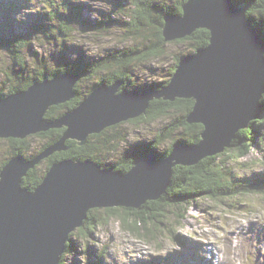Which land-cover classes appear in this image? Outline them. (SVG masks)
I'll use <instances>...</instances> for the list:
<instances>
[{
    "label": "water",
    "instance_id": "water-1",
    "mask_svg": "<svg viewBox=\"0 0 264 264\" xmlns=\"http://www.w3.org/2000/svg\"><path fill=\"white\" fill-rule=\"evenodd\" d=\"M250 2L187 0L184 12L165 17L166 40L210 31L207 47L182 58L162 91L129 92L121 81L100 84L86 100L61 118H46L51 106L75 96L80 76L73 73L35 82L27 90L0 96V137L25 138L54 127L63 137L37 157L14 156L0 172V264H60L72 232L88 219L92 207L138 208L166 190L174 164L192 166L224 151L262 117L264 37L247 18ZM193 99L190 123H201V141L178 146L164 161L148 153L128 173L104 169L92 160L64 159L51 166L33 191L23 177L44 157L67 149L66 140L81 145L90 134L143 114L151 100Z\"/></svg>",
    "mask_w": 264,
    "mask_h": 264
},
{
    "label": "trees",
    "instance_id": "trees-1",
    "mask_svg": "<svg viewBox=\"0 0 264 264\" xmlns=\"http://www.w3.org/2000/svg\"><path fill=\"white\" fill-rule=\"evenodd\" d=\"M46 1V0H45ZM73 1L74 15L73 17L65 16L59 5L52 1L50 4L53 6V10L47 14L53 21L52 24L47 25L46 22H38L35 26L36 34H45L44 36L53 43V39L50 37L53 33L61 32L64 36L70 35L72 32V22L77 18L84 19L82 11L84 9V0H71ZM187 0H177L173 5L170 2H159L158 0H122L118 1L116 5L123 8L124 3H129L132 6L131 11L128 14V20L123 22L124 30L126 28L130 31L127 37H131L132 44L123 48L111 49L102 54L94 55L95 58L81 57L78 59H68L65 53L60 52L58 58L63 64L55 67H43L37 68L30 76L24 77L17 82H14L8 89L7 94L4 96V91H0L1 97H7L15 92L27 90L33 83L42 82L45 79H53L57 75L75 74L80 76L74 91L77 93L71 100L53 105L47 111L46 118L55 120L65 116L67 113L73 111L78 107L83 100H86L84 95L83 81H88L90 94L100 85L108 84L113 85L117 81H121L122 88L128 89L129 92L144 93L148 89L162 91L167 87L177 70V66L181 63L183 57L196 54L199 49L205 48L210 42V31L205 28H199L195 30L191 35L177 40H166L163 34V25L165 24V17L169 15H179L184 12L183 5ZM235 3L245 2L244 0H231ZM252 5L247 12V18L250 20L252 27L257 29L262 37H264V0H251ZM109 8V3L106 4ZM22 7V6H20ZM19 7V8H20ZM259 13V17L255 18L254 15ZM112 13L109 12L108 16L98 21L99 23L90 24L88 33L92 41H96L97 34H103V31L107 30L111 24H113ZM37 21V13H36ZM15 21V19H14ZM84 24V23H83ZM86 24V23H85ZM134 33V34H133ZM142 35L145 40L141 42L136 41V37ZM52 36V35H51ZM94 37V39H93ZM69 38H66L64 42H67ZM71 43V42H70ZM176 43L187 48V53L178 52L174 56V66L169 68V73L163 77V79L154 84H148L146 89H140L132 87L136 83L134 79V66L140 63L150 61V59H156L164 53L166 44ZM28 45V39L25 35H17L13 33V36H0V50H6L9 52L13 62L22 70H25V62L18 64L20 57L23 55V47ZM61 44H64L63 42ZM53 49V48H52ZM102 50V49H101ZM56 51V49H54ZM25 58V57H24ZM10 72H14L15 67L12 65ZM11 76V75H10ZM97 78V79H96ZM96 81V82H95ZM93 86V89H92ZM83 90V92H82ZM145 90V91H144ZM90 94H86L88 98ZM263 113L262 117L251 120L249 127L239 131L238 137L231 142L230 146H227L224 151L217 153L214 156H209L201 160L199 163L192 166H183L181 164H174L172 166V172L169 179V184L158 199H148L140 207H108L105 210L111 212V216L116 214L118 210H122L120 219L122 222L129 224V230L137 233L140 238L149 242L152 240H158L157 235L159 232L166 231L173 232L172 238L177 236V233L173 231V228H169L167 222L169 220H163L159 215L162 213L164 216L179 215L183 217L181 211L185 207H191L193 205H199L202 201L211 199L212 201H223L221 196L235 195V194H254L262 191L264 193V185L259 184V180H251L247 184L235 183V176L227 174L229 177H225V163L227 160L239 161L240 159L248 157L252 152L254 146L259 145L263 141L262 129L264 128V94L262 97ZM55 106V107H54ZM194 100L185 98H176L170 100L164 96L156 97L151 100L147 110L138 117L130 119L132 122L143 123L151 120L155 121L159 118L168 116L175 118L169 124L161 127L152 139L147 140L139 144L136 150L133 152L127 151V154H121V144L125 141V131L121 128H117L118 125H112L102 132L94 133L90 135L87 142L83 145L78 140L68 139L66 140L67 149L56 151L50 156L45 157L46 161H40V164L31 168L28 174L23 177L22 185L25 188L33 191L39 184L42 183L43 178L47 174L48 170L59 160L74 159V160H92L99 163L104 169L109 168L110 164H106L107 160L103 156L114 155L118 157L114 162V170H119L122 173H128L136 160L140 157L146 156L149 152L154 153L159 161L168 159L171 153L178 146L193 147L200 143L202 137L201 132L204 127L201 123H190L188 120L189 115L193 111ZM66 127H54L48 131H41L36 134H31L25 138H10L6 139L12 147L9 150V155L3 157L0 160V172L2 168L8 163V161L16 156L23 155L25 157L32 158L36 154H40L46 151L57 143L61 137H63ZM37 137L38 151L36 153L28 154L31 149V138ZM18 139V140H17ZM170 140V144L166 145L167 150L160 151L159 148L163 144H166V140ZM1 140V139H0ZM6 154V153H5ZM108 166V167H107ZM89 211V218L86 221V229L89 230L97 223H106V220L98 221L95 215ZM166 227L164 228L163 226ZM85 228V227H84ZM168 229V230H166ZM73 233V232H72ZM168 236L169 239H172ZM66 251L75 250L76 244L71 238L67 244ZM65 251V252H66ZM61 264V263H60ZM95 264V263H94Z\"/></svg>",
    "mask_w": 264,
    "mask_h": 264
},
{
    "label": "rangeland",
    "instance_id": "rangeland-1",
    "mask_svg": "<svg viewBox=\"0 0 264 264\" xmlns=\"http://www.w3.org/2000/svg\"><path fill=\"white\" fill-rule=\"evenodd\" d=\"M52 1H55L56 5L59 4L57 7L65 16L73 17L75 12L71 0H0V36L9 37L13 36L14 33L25 35L28 39V45L26 44L22 49L21 62L18 63L25 62V70L17 68L20 65H15L9 52L0 50V91H4V96L14 82L35 72L34 67L40 68L47 65L51 68L52 66L62 65L63 63L58 58L62 50L68 59L81 57L94 59V55L102 54V51L105 53L108 50L123 48L132 44L131 37H127L130 31L128 28H126L127 32L124 30L126 25L124 26L123 23L128 20V14L132 6L130 2L124 3L123 8L116 5L118 1L122 0H84L85 7L82 11L84 19L82 17L73 20L70 35L64 36L58 29L55 33L48 30L52 35L50 37L53 39V43L50 42L44 36V33L36 34L35 26L38 22H46L47 25L53 23L47 14L54 9L50 5ZM158 1H169V4L173 5L177 0ZM244 1L241 3H251V0ZM107 3H109V8L104 7L107 6ZM17 6L22 7L17 8ZM109 12L112 13L113 24L103 31V34L95 35L97 40L92 41L88 33V25L92 23L97 25L98 21L109 15ZM36 13L37 21L35 19ZM254 17H259V13ZM66 38H69V40L64 42ZM143 40H145V37L142 35L136 37L137 42ZM62 42L64 44H61ZM59 49L60 52L58 53ZM178 52L187 53V48L176 43H167L163 55L135 65L133 74L136 83L132 87L146 89L148 84L161 81L169 73V68L174 66V56ZM12 65L17 69L14 72H10L9 69ZM82 84H85L84 95L87 98L86 94H90L88 92L90 84L88 81H83ZM177 113L174 114L173 118L170 114L155 121L148 120L139 123L128 119L119 122L121 124L117 123V125L119 124L117 128L125 131V141L120 146L121 154H127L130 149L131 152H134L139 144L152 139L161 127L172 122ZM261 129L263 141L254 146L248 157L239 161L227 160L225 163V177H229L227 174L236 173L239 183H242V180L246 177L264 173V128ZM10 138L0 137V160L4 159L5 155V158L9 155L12 144L6 139ZM31 140V149L28 154L36 153L39 148L37 143L40 139L34 137ZM170 142L167 139L166 144L160 146L159 150L162 152L167 150L166 145H169ZM38 155L31 156L34 159ZM103 157L107 160L106 164H110L109 168L113 169L114 166L112 165H115L114 162L118 158L116 154ZM42 160L43 162L46 161L45 158ZM114 171L120 172L119 170ZM220 198H223V201L208 199L202 201L199 205L183 208L181 211L183 217H179L177 214L167 216V213L162 216L161 213L159 216L163 220H169L167 225L169 228H173L177 236L172 238L173 232L171 231L159 232L157 235L158 240H149V242L140 238L137 233L131 232L128 223L122 222L120 217L123 211L121 209L110 217L111 212L105 210L108 207H92L91 211H93L95 218L98 221L104 219L106 223L93 225L89 233H86L88 229H86V221L88 219L85 220L82 226L76 228L72 233V240L77 248L73 251H66L61 264H140L138 261L151 258L154 255L163 257L171 255L175 251L184 250L189 244L188 241H192L191 234H194L197 240H201L202 244L207 245L213 252L218 251L220 253L215 264H264V193L225 195ZM163 227L165 228L166 225ZM212 227L215 229L219 227L218 229L221 230L213 231ZM168 236L172 239H169ZM188 251L192 254L189 249ZM204 252H207V250L204 249ZM187 257L190 256L186 253L181 258L184 260Z\"/></svg>",
    "mask_w": 264,
    "mask_h": 264
},
{
    "label": "bare ground",
    "instance_id": "bare-ground-1",
    "mask_svg": "<svg viewBox=\"0 0 264 264\" xmlns=\"http://www.w3.org/2000/svg\"><path fill=\"white\" fill-rule=\"evenodd\" d=\"M20 6H17V8H19ZM75 92V91H74ZM77 93L75 92V95H76ZM55 107V106H54ZM50 130V129H49ZM48 130V131H49ZM105 130V129H104ZM103 131V130H102ZM101 131V132H102ZM44 132V131H43ZM10 138V137H9ZM23 139V138H22ZM18 140V139H17ZM56 152V151H55ZM51 155V154H50ZM49 155V156H50ZM48 157V156H47ZM45 158V157H44ZM44 158H42V159H44ZM41 159V160H42ZM40 160V161H41ZM64 160V159H63ZM59 161H61V160H59ZM59 161H57V162H59ZM57 162H54V164L55 163H57ZM43 182V181H42ZM24 185V184H23ZM40 185V184H39ZM124 207V206H123ZM91 210V209H90ZM88 218H89V216H88ZM87 220V219H86ZM264 224V223H263ZM219 227H217L216 229L215 228H213L212 227V230L213 231H220L221 229H218ZM191 240L192 241H188L190 244H192V246L189 248V250L192 252V250H193V248L194 247H197V248H199L200 249V254H206L207 256H208V262L207 263H210V264H215V262H216V258L217 257H219L220 256V253L217 251V252H213L210 248H204V247H201L202 246V242H201V240H197L196 238H195V236H194V234H191ZM204 249H206L207 250V252H204ZM258 249H259V247H258ZM186 253L188 254V255H190V257L192 258V254H190L189 253V251L187 250L186 251ZM186 259H189V258H186ZM178 260H180V261H183V259L180 257V258H178ZM175 262L176 264H179V263H177L174 259H171V261H170V263L171 262ZM185 261H187V260H185Z\"/></svg>",
    "mask_w": 264,
    "mask_h": 264
},
{
    "label": "flooded vegetation",
    "instance_id": "flooded-vegetation-1",
    "mask_svg": "<svg viewBox=\"0 0 264 264\" xmlns=\"http://www.w3.org/2000/svg\"><path fill=\"white\" fill-rule=\"evenodd\" d=\"M250 9H251V8H250ZM250 9H249V10H250Z\"/></svg>",
    "mask_w": 264,
    "mask_h": 264
}]
</instances>
